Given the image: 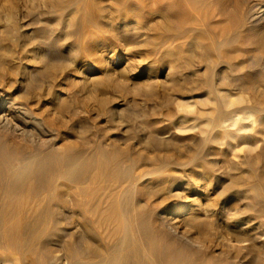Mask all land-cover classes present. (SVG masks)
<instances>
[{
    "label": "bare ground",
    "instance_id": "1",
    "mask_svg": "<svg viewBox=\"0 0 264 264\" xmlns=\"http://www.w3.org/2000/svg\"><path fill=\"white\" fill-rule=\"evenodd\" d=\"M111 1L107 9L97 0H0L1 34L14 42L0 49V248L18 254L21 264H264L263 175L261 181L248 186L252 204L239 207L237 202L247 198L245 186L235 176L224 180L227 170L221 169L219 157L212 159L209 168L213 171L202 183L193 175L195 169L173 174L171 167L185 166L187 161L164 151L173 141L171 133L163 129L143 136L145 151L151 155L138 159L115 157L114 149L106 150L97 141L89 140L83 146L76 141L59 143L62 116L53 108L58 95L55 74L69 68L78 72L84 76L83 99L94 97L85 79L92 68V51L78 53V46H91L89 38L101 28L99 18L105 16L104 11L112 15L113 5L121 9L138 5L137 0ZM249 2L234 0L236 10L246 7L238 21L225 0H170L171 29H164L171 34L162 44L171 41V65L162 80L154 74L147 84L132 90L151 98L158 82L179 92L196 87L246 88L240 73L250 66L243 63L247 59L252 63L256 57L244 52L247 47L239 29L250 21L257 25L261 16L252 12ZM31 15L43 22L52 19L58 27L50 31L56 36L46 38V30L34 34L29 27L32 22L27 20ZM161 22L169 20L162 18ZM106 33L115 38L116 32ZM66 39L72 43L63 58L59 49L65 45L60 46V41ZM107 49L114 50L113 46ZM256 49L264 50L262 40ZM80 55L85 58L82 62L77 61ZM135 57H127L124 63L132 65ZM16 63H20L18 78L13 68ZM31 63L47 76L36 77ZM229 72L234 76H225ZM105 99L101 97L97 103L103 106ZM232 103L226 101L225 107ZM176 108L182 117H194L188 102H177ZM250 109L264 113V109L245 106L229 114L222 111L208 122L212 129L231 126L235 133L243 132L248 126L242 124L245 117L238 112ZM111 110L120 113L118 106ZM259 119L264 126V115ZM75 123L72 129L78 133ZM209 139L217 142L213 135ZM207 155L196 151L190 161ZM143 182L149 184L142 187ZM203 190L207 191L204 196ZM253 219L259 223L251 225ZM63 220L71 222L73 231L62 228ZM55 232L64 233L61 236H67L69 244L62 239L57 244L61 249L50 248L49 237ZM16 260L0 257V264H15Z\"/></svg>",
    "mask_w": 264,
    "mask_h": 264
},
{
    "label": "rangeland",
    "instance_id": "2",
    "mask_svg": "<svg viewBox=\"0 0 264 264\" xmlns=\"http://www.w3.org/2000/svg\"><path fill=\"white\" fill-rule=\"evenodd\" d=\"M97 1L102 8L107 9L112 5L111 3H113L111 0ZM233 3L234 0H227V2L225 0L226 7L231 10V14H233L236 20L239 21L242 17V12L246 7L243 5L240 9L236 10L232 6ZM137 4L138 5L135 6V9L133 8L134 5L131 4L125 9L113 5L112 15H109L104 11L105 16L99 18L101 20V28L96 30L94 37L89 38V41L92 42V47H87L86 45L81 48L78 46V53L81 49H89L93 52H91L90 56L92 59H90L91 62L89 63L92 68L85 76L87 82L86 85L89 86L91 92L94 93L93 98L83 99L86 95L81 89L83 86V75H79L78 72L70 70L71 68L66 69L69 70V72L65 70V74L59 70L56 72L54 89L58 91V95L56 97L57 103L53 108L61 112L62 116L59 143L76 141L78 144L77 146H83L89 140L93 143H96L97 141L101 143L106 150L112 151L114 149L115 157L125 156L127 158L131 157L138 159L139 157L151 155L150 152H147V150L145 151V144L142 142L144 141L142 139L143 136H147L151 130L163 129L164 131H167V133H171V139L173 141L171 147L166 148L164 151L167 150L171 152V155L174 157H180L183 158L184 161H187L186 165L182 167L179 166L180 168L175 166L171 167L173 169V174L179 175L181 171L188 173L195 169L193 170V175L200 178V182L202 183L201 179L204 176H208V174L211 175L213 171L209 168L212 159L219 157L221 169L225 171L227 170L223 175L224 180L228 182L231 177L235 176L240 183L245 186V194L247 198L240 199L237 202V206H242V203L252 204L254 200L251 197V192L248 189V186L261 181L260 178H262V175L264 177V126L259 119L264 113L252 111L251 109L247 110L249 111L248 113H243L246 110H240L241 112H238L239 115L242 114L245 117L241 122L242 124L247 125L248 128L243 132L237 133L234 132V128L231 126L220 127L221 129H212L213 124L208 121L209 118L217 117L222 111H224V114H229V112L236 109H242L245 106H254L258 109H264V50L258 51L256 49L260 40L264 42V0H250L248 3L252 8V12L258 11V16H260L261 13V19L259 18L257 25L255 22L250 21L246 22L239 29L241 42L245 43V46L247 47L244 52L248 57H256L252 63H250V59H247L243 63L244 66H250L249 69L244 68L240 73V77L247 81L246 88L233 89L219 86L218 89H209L205 87H196L192 90L181 89L179 92L172 91L173 89H168L166 84H163L162 86V82H158L155 94L151 98L145 97L141 92H136L134 88L132 90V87L147 84L149 79L152 78L151 76L154 74L158 76L159 80H162V77L166 72L165 70L171 65V41L169 40L167 43L162 44V39L168 34H171V32H167L164 29L165 27L171 29V4L170 0H137ZM131 13L132 16H135L132 17ZM162 18H167L169 22L162 24ZM27 20L32 22L29 27L35 32L34 34L46 30V38H53L56 36V33L54 34V32L50 31V29L58 27L52 19L43 22L38 19L35 20L34 16L31 15ZM104 22L106 23L105 25L103 24ZM231 24L233 25L234 23ZM60 26L61 25H59V27ZM0 30V49H2L9 40L4 39L2 36L1 27ZM107 31L110 33L113 32L114 34L116 32L115 35L112 33L115 38L108 37L106 33ZM61 35L63 37V34ZM9 43L14 45L13 41ZM71 43L72 39L60 41V46L65 45L61 46L59 49L60 52H62L61 54L63 58H67L66 50H68ZM131 43L136 46L132 48ZM31 45L32 44L29 46L26 45V48L29 47L28 49H30ZM108 46H113L114 50L109 51L107 49ZM125 49L127 52H125ZM111 56L112 59L110 61L109 57ZM132 56H136L134 61L131 62L132 65L124 63L127 57L129 59ZM84 59L85 58H82V55H80V57L78 56L77 61L82 62ZM19 64L20 63H16L13 67L14 74L17 78L20 76V73H17ZM30 67L35 69L36 72L34 73L36 74V77L45 78L47 76L46 73L41 72L38 69V65L31 63ZM197 73L200 74V71H197ZM50 74H52V72ZM225 76L232 77L234 74L229 72L228 74H225ZM117 79H119V81ZM121 82L124 85H122ZM78 88H80V90ZM256 91L260 94L256 93ZM101 97L107 98V100L105 99L106 103L103 106H100L97 103V100ZM228 100L233 101V103L225 107V102ZM177 102H188L193 109L192 114L194 117H182V111H178L176 108ZM115 106H118L120 111L117 115L113 114L111 110ZM66 117L68 120H65ZM75 120L78 133L76 129H72ZM164 135H166V133ZM212 135L217 142L213 143L210 141L209 138ZM175 143L178 145L181 144L185 147L180 148ZM136 145L137 147L133 148ZM199 150L208 153V155L203 159L198 158L190 161L192 153L196 151L199 152ZM211 153L213 155H209ZM113 162L114 160L112 158L111 163L109 164L112 165ZM126 162H124V164H126ZM147 166L148 165H143V167ZM231 166L233 167L231 168ZM201 167L204 168L202 172H199ZM148 184L149 183L143 182L141 185L143 187ZM202 188L204 189V187ZM206 193L207 191L203 190L202 196L206 195ZM257 222L259 223V220L256 219L250 221L251 225H255ZM61 226L65 231H73L72 224L68 220H63ZM63 234L64 233L59 234L58 232L53 233L49 237L50 240L48 246L52 249H61L57 244L60 243L62 239H65V242H68L69 244L70 239L67 236L62 238L63 236L61 235ZM56 238L57 241L55 240ZM76 254L78 257L82 258V256H79V253ZM0 257L17 259L15 264H21L18 259V254L5 252L1 248Z\"/></svg>",
    "mask_w": 264,
    "mask_h": 264
}]
</instances>
